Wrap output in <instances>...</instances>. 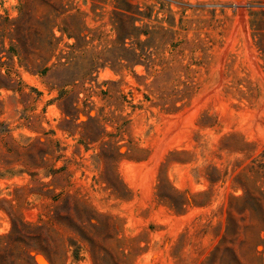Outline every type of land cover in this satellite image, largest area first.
<instances>
[{
  "label": "rangeland",
  "instance_id": "obj_1",
  "mask_svg": "<svg viewBox=\"0 0 264 264\" xmlns=\"http://www.w3.org/2000/svg\"><path fill=\"white\" fill-rule=\"evenodd\" d=\"M263 153L264 0H0V264H264Z\"/></svg>",
  "mask_w": 264,
  "mask_h": 264
},
{
  "label": "trees",
  "instance_id": "obj_2",
  "mask_svg": "<svg viewBox=\"0 0 264 264\" xmlns=\"http://www.w3.org/2000/svg\"><path fill=\"white\" fill-rule=\"evenodd\" d=\"M263 156H264V153H263ZM257 166H258L259 169H264V163H259ZM233 198H235V197H233ZM262 198L264 200V195H263ZM262 205H263V208H264V204H262ZM233 220H235V219L233 218L232 214L229 213L228 214V218H227V223H226V226H225L224 235L228 233V231L230 230V228H233V229L236 228L237 225H236V223ZM263 220H264V216H263ZM0 239H1V237H0ZM236 262H237V264H244L238 258H236Z\"/></svg>",
  "mask_w": 264,
  "mask_h": 264
}]
</instances>
